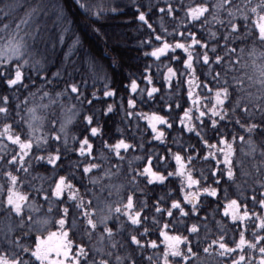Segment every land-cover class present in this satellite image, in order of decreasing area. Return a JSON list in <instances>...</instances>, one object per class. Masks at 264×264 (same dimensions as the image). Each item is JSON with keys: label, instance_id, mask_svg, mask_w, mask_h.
<instances>
[{"label": "snow or ice", "instance_id": "obj_1", "mask_svg": "<svg viewBox=\"0 0 264 264\" xmlns=\"http://www.w3.org/2000/svg\"><path fill=\"white\" fill-rule=\"evenodd\" d=\"M121 4L116 87L69 25ZM0 264H264V0H0Z\"/></svg>", "mask_w": 264, "mask_h": 264}, {"label": "trees", "instance_id": "obj_2", "mask_svg": "<svg viewBox=\"0 0 264 264\" xmlns=\"http://www.w3.org/2000/svg\"><path fill=\"white\" fill-rule=\"evenodd\" d=\"M105 2L109 6H114V0L111 3L110 0H105ZM124 3L130 4L131 0H124ZM120 7L125 14L106 12L104 18L99 23L93 25L101 29V32L104 33L103 36L93 33L90 27H86L84 23H81L80 21L84 19L83 16L74 19L73 23L69 25L72 31L80 35L83 47H78L79 55L83 56L85 53H89L106 68L111 64L112 58L119 59V65L114 70L108 68L109 75L114 76L116 87H120L121 80L127 82L126 76L128 74H132L133 77L138 76L141 65L145 62L140 59L141 53L138 51L139 42L142 38V28L138 22L133 21L130 9L124 8L123 4ZM74 38V36H66L65 45L59 50L56 56L52 57V72L57 70L59 59L64 52L68 51V45L71 44ZM147 62L151 63V61ZM97 86L99 87V85ZM97 107H100V105H97ZM144 111H147V109H144ZM120 120L121 115L107 120L105 122L106 130L116 132L117 127H122L119 124ZM113 121L116 123H113ZM141 123L143 124L144 122ZM171 135H177V133L173 132ZM171 135L169 136V143H171ZM147 191L149 195L155 198L156 195H162L165 189L157 187L154 189L148 188Z\"/></svg>", "mask_w": 264, "mask_h": 264}]
</instances>
